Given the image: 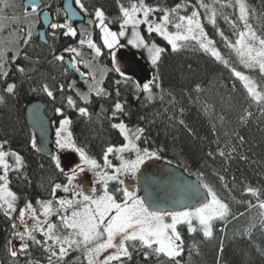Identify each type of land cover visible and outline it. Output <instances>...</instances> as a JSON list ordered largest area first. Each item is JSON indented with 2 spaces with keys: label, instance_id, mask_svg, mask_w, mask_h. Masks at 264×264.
Instances as JSON below:
<instances>
[{
  "label": "snow or ice",
  "instance_id": "snow-or-ice-1",
  "mask_svg": "<svg viewBox=\"0 0 264 264\" xmlns=\"http://www.w3.org/2000/svg\"><path fill=\"white\" fill-rule=\"evenodd\" d=\"M75 5L78 12L67 5L65 19L58 23L43 11L52 7L48 0H24L22 5L0 0V104L18 98L27 84L30 92L47 98L58 118L51 122L56 125L54 151L44 143L48 129L42 122L41 142L34 132L26 141L31 150L50 158L52 174L39 185L46 196L35 191L27 158L12 146L13 139L0 136V215L8 224L0 264H139L141 259L143 264H190L193 253L199 256L201 245L214 240L216 264H222L228 226L238 220L232 202L245 207L239 216L249 215L239 235L264 257V240L256 243L257 232L264 237V156L255 158L246 135L225 131L221 143L212 125L215 148L210 145L204 157L221 162L214 175L228 194L224 197L202 171L194 173L195 181L183 174L175 177L166 145L151 140L140 123L126 122L133 113L125 97L128 92L144 107L156 102L178 107V113L167 116L171 126L199 139L183 118L181 101L161 81L165 54L191 51L227 72L229 97L221 102L227 112H235L237 127L264 124V8L258 11L248 0H112V15L98 0H75ZM41 16L53 42L47 53L29 50ZM73 18L80 21L78 27ZM61 38L69 43L58 49L55 42ZM124 49L140 52L150 71L134 79L124 63ZM43 61L59 66V75L43 71ZM193 91L194 102L209 114L213 105L200 100L205 89L196 83ZM187 95L192 101V93ZM37 112L33 110L38 119ZM94 115L96 121L103 117L118 137L96 155L75 136L73 119L93 123ZM218 119L227 123V113ZM232 164L236 173L230 172ZM241 165L252 167L258 181L241 173ZM184 171L193 174L186 162ZM165 176L169 181L164 187L178 190L179 198L159 195ZM185 232L193 238L187 249Z\"/></svg>",
  "mask_w": 264,
  "mask_h": 264
},
{
  "label": "trees",
  "instance_id": "trees-1",
  "mask_svg": "<svg viewBox=\"0 0 264 264\" xmlns=\"http://www.w3.org/2000/svg\"><path fill=\"white\" fill-rule=\"evenodd\" d=\"M22 2L23 0H19L18 4L22 5ZM48 2L52 4V7L50 9H43V11L50 10L55 14V7L59 5L60 12L59 14L57 13V19L58 22H63L65 16L62 9V0H48ZM85 2L87 4H92L94 0H85ZM98 2L105 3L110 10V14H116V12L112 10V0H98ZM248 3L258 11L264 8V0H248ZM79 24L76 26H79ZM221 25L225 29L226 34L230 35V30H228L227 26L224 25L222 21ZM48 38V44L53 43L49 36ZM157 42L163 46V42L160 41L159 38H157ZM67 43H69V41L64 38L55 42L58 49L61 44ZM48 44L41 43L36 33L35 36H33L32 48L29 50L32 51V49H35L36 53H47ZM138 53L144 58L140 52ZM50 58L51 57H49V59ZM144 60L146 61L145 58ZM189 65H191L192 71H189ZM42 70L46 73L59 75L61 69L59 66H49L46 61H43ZM161 81L162 87L165 90L172 91L177 99L181 101L185 108L183 118L187 125L195 129L199 139L190 136L183 129L171 126L167 116L172 115L173 112L178 113V107L173 109L170 105L166 103L161 105L159 102L144 107L141 101L132 99L128 92H125V97L129 100V107L133 114L126 118V122L130 120L132 123H140L141 126L148 128L151 140H155L157 145H166L167 158L172 159L173 164L184 170V163L186 162L189 165L190 171L193 173L192 176L195 178L196 176L194 173L202 171L205 175L206 182L215 186L218 193L222 196L227 197V192L219 185L214 175L215 171L221 170V162L219 160L213 162L204 157V153L209 150L210 145L213 149L215 148V145L211 144V141L216 139V137L212 135V125L215 123L217 135L221 137V143L226 139V137L223 136L225 131L231 132L232 130H236L246 135L250 144L253 146L255 158L260 160V158L264 156V124H259L257 121H254L246 128L237 127L235 124V112H227V105L221 102L222 97L225 100L229 97L231 80L227 72L222 69V66H216L208 62L206 58L202 57L199 53L184 51L171 55L165 54L161 66ZM196 83H200L205 89V92L200 96V100L213 105V109L207 115H205L199 105L194 102L196 100V94L193 89ZM188 93H192V101H189ZM36 99L43 100L46 112L51 120H57V117L53 114L52 105L48 102L47 98L43 95L30 92L27 84H25L18 98H10L7 100L6 104H0V136L7 134L13 139L14 143L12 146L18 148L27 158L28 174L33 180L35 191L37 193L43 192L46 196L47 193L44 192L39 185L42 179L46 180L47 177L52 174L53 170L49 166L50 158L31 150L30 146L26 143L29 135L33 133V131L27 124L25 107L29 102ZM236 99L238 100L240 97L237 96ZM164 107L169 108L167 113H164ZM95 111H99L98 107ZM225 113H227V123L221 124L218 117ZM140 116H147L148 120H152L153 123L149 124L148 120L140 121ZM73 119L75 125L74 134L86 145L90 154L96 155L100 153L107 142L118 138L115 131L110 129L109 124L103 117H101L99 121H96L94 115L93 123H89L86 119L81 120L75 116ZM201 149H203V151H201ZM41 164L44 165L43 169L40 167ZM236 168V164L230 165V172L236 173ZM256 171H259L258 167ZM240 172L246 174L254 182L258 181V177L252 167L241 165ZM17 187L23 188V185H17ZM14 190L16 189L14 188ZM32 190V188L28 189L30 192ZM233 195H236L237 199H240L237 192H234ZM231 206L233 212L238 215V220L233 221L228 226V238L225 240V251L223 253L222 264H264V257L256 253L239 235L240 232L247 228L249 223V215L239 216L240 212H245V207L235 202H232ZM251 215H254V212ZM5 227H8V224L5 222L4 217L0 215L1 233H3ZM234 233L236 235L233 238ZM196 239L199 240L200 238L196 237ZM262 240H264V237H261L260 233L257 232L256 243L260 244ZM185 241L187 249V246L193 242V238L189 237L186 232ZM217 248L218 240L201 245L200 255L197 256L193 253L190 264H216ZM184 258L185 260L188 259L187 251ZM139 264H143L142 259L139 261Z\"/></svg>",
  "mask_w": 264,
  "mask_h": 264
},
{
  "label": "water",
  "instance_id": "water-1",
  "mask_svg": "<svg viewBox=\"0 0 264 264\" xmlns=\"http://www.w3.org/2000/svg\"><path fill=\"white\" fill-rule=\"evenodd\" d=\"M24 3V0H23ZM67 5H71V9H69V11L75 10L78 12V9L75 5V0H63L62 3V7L63 10L66 8ZM50 12V11H48ZM50 20L54 21V17L53 14L50 12ZM73 23H80L79 20L73 18ZM41 27L38 30V37L41 43L43 44H48L49 43V39L48 36L46 34V30L44 29L43 26V22H42V16H41ZM37 109V117H34L33 114V110ZM25 118L27 121V124L30 126V128L32 129V131L35 133L36 137H37V142L38 144L41 142V128H40V124L41 122L43 123L44 128L48 129L47 132V137L44 139V143L53 150V146H54V126L50 116L46 113V107H45V103L43 100L41 99H36L33 100L31 102H29L26 107H25ZM33 125H35V127H33ZM54 151V150H53ZM43 155H45L44 153H41ZM46 156V155H45ZM174 166H176V171H175V177H180L182 174L183 176L188 180V181H195L196 178L192 175H189L186 171H184L182 168H180L179 166L173 164ZM161 169L165 172H169L171 171L170 168L164 167L163 165L160 166ZM156 168H153V171H155ZM169 181V177L165 176L163 178V181L158 189L159 191V195L161 197L165 196L166 192L169 195L175 194L177 196V198H179V191L172 189V188H168L166 189L164 187L165 184H167ZM0 244H2V239H1V232H0Z\"/></svg>",
  "mask_w": 264,
  "mask_h": 264
},
{
  "label": "rangeland",
  "instance_id": "rangeland-1",
  "mask_svg": "<svg viewBox=\"0 0 264 264\" xmlns=\"http://www.w3.org/2000/svg\"><path fill=\"white\" fill-rule=\"evenodd\" d=\"M18 1L19 0H14V2L16 4H18ZM55 9H56L55 15L57 16V13L59 14V12H60L59 5H57L55 7ZM31 19L34 20L35 18H31ZM76 25H78V24H76ZM76 25H74V26H76ZM39 28H40V23H37V24L34 25V27H33V36H35V34L37 33ZM85 51L87 52V49H85ZM123 51L125 53V61H124V63L127 66L129 72L131 74H133V78L134 79L136 77H138L139 75H141L142 71H150V66L147 65V62L144 60V58H142L140 56V54L135 49H124ZM141 66H143V69L141 68ZM73 78H75V77H73ZM55 126L56 125H54V132H55ZM54 138H55V135H54ZM54 150H55V144H54ZM7 228L8 227H5V230L3 231V233H1L2 243L4 242V240L6 238V229Z\"/></svg>",
  "mask_w": 264,
  "mask_h": 264
},
{
  "label": "flooded vegetation",
  "instance_id": "flooded-vegetation-1",
  "mask_svg": "<svg viewBox=\"0 0 264 264\" xmlns=\"http://www.w3.org/2000/svg\"><path fill=\"white\" fill-rule=\"evenodd\" d=\"M46 11H50V10H46Z\"/></svg>",
  "mask_w": 264,
  "mask_h": 264
}]
</instances>
